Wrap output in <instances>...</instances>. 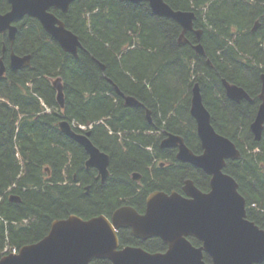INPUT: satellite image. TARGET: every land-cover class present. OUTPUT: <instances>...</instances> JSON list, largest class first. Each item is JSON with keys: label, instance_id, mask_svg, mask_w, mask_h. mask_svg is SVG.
Here are the masks:
<instances>
[{"label": "trees", "instance_id": "trees-1", "mask_svg": "<svg viewBox=\"0 0 264 264\" xmlns=\"http://www.w3.org/2000/svg\"><path fill=\"white\" fill-rule=\"evenodd\" d=\"M164 1L175 11L195 12L204 55L191 46L197 44L192 33L190 44L180 45V25L157 17L145 2L77 0L65 14L53 10L79 37L83 48L77 57L29 16L16 23L14 44L7 33L0 34L6 67L0 77V256L5 249L38 243L54 221L71 215L88 220L110 218L123 205L141 209L150 192H181L187 180L208 192L209 176L177 161L176 150L161 148V141L174 134L201 154L190 113L196 83L212 126L241 153L227 161L224 173L238 183L247 218L264 230V131L255 141L250 128L261 103L264 27L251 31L257 21L264 25V0ZM9 10L8 1L0 0V13ZM11 52L31 56L30 66L13 70ZM57 78L64 87V108L52 85ZM224 80L244 88L252 100H230ZM116 88L143 106H125ZM63 120L75 123L79 132L78 126H93L92 142L110 156L105 183L95 169L86 168L85 150L59 129ZM163 160L171 164L160 167ZM136 172L143 175L144 189L132 178ZM119 239L122 248L167 249L158 238L142 242L130 231H121ZM205 261L211 264L208 255Z\"/></svg>", "mask_w": 264, "mask_h": 264}, {"label": "water", "instance_id": "water-1", "mask_svg": "<svg viewBox=\"0 0 264 264\" xmlns=\"http://www.w3.org/2000/svg\"><path fill=\"white\" fill-rule=\"evenodd\" d=\"M10 11L0 14V34L7 33L14 44L17 27L14 23L26 16L37 19L46 33L58 42L64 52L75 57L83 48L79 37L66 28L65 23L51 12L59 9L67 13L70 5L77 0H7ZM130 3H148L153 14L169 18L182 28L180 45L189 44L187 33H194L198 44L194 50L204 55L200 43L202 30H195L197 16L192 11H174L164 0H124ZM260 22L255 25L256 29ZM31 56L10 54L13 70L30 66ZM0 76L5 66L0 60ZM259 105L251 132L255 141H261L264 131V75ZM57 101L64 108V87L62 79L53 81ZM227 97L235 102L250 101L248 93L236 85L224 81ZM117 92L127 107H141L134 97ZM190 113L196 122L197 135L203 153L196 155L184 139L174 134L162 141V148H177V159L201 169L210 177V190H199L192 180H187L183 194L156 192L147 199L145 214H139L132 207L117 209L111 219L105 216L83 220L72 215L52 224L49 234L35 244L24 246L18 254H9L0 264H92L93 260H108L111 264H262L264 263V230L247 218V202L239 192L236 180L224 173L228 160L241 157L236 145L218 134L211 122V114L203 103L201 87L196 83L192 90ZM148 118L150 112L148 111ZM67 137L78 143L87 153L86 167L95 168L103 181L109 176L110 158L90 140V132L79 134L67 121L59 124ZM139 179V174L134 175ZM11 201L19 202L17 197ZM130 228L133 236L147 241L159 238L167 250L149 253L139 247L120 248L117 231ZM190 238L201 243L193 245Z\"/></svg>", "mask_w": 264, "mask_h": 264}, {"label": "flooded vegetation", "instance_id": "flooded-vegetation-1", "mask_svg": "<svg viewBox=\"0 0 264 264\" xmlns=\"http://www.w3.org/2000/svg\"><path fill=\"white\" fill-rule=\"evenodd\" d=\"M71 6V5H70ZM53 10H56V11H60L61 13H63V14H65L64 12H62L61 10H59V9H51V12L53 13V14H55L54 12H53ZM10 11V10H9ZM8 11V12H9ZM69 11V10H68ZM7 13V12H6ZM1 14V13H0ZM3 14H5V13H3ZM56 15V14H55ZM57 16V15H56ZM58 17V16H57ZM59 18V17H58ZM60 19V18H59ZM21 20V19H20ZM19 22V20H17L15 23H14V25L16 26V23H18ZM256 25V24H255ZM255 25H254V27H253V29H252V33H257L262 27H264V25L260 22V26H258L256 29H254L255 28ZM17 27V26H16ZM18 29V28H17ZM196 30H200V29H196ZM181 33H182V31H181ZM181 33H180V35H181ZM189 34L190 33H187L186 34V38L188 39V41H189V44H190V40H189V38H188V36H189ZM193 35H194V37H195V40H196V43L198 44L199 42H198V40H197V37H196V35L194 34V33H192ZM8 35V34H7ZM180 35H179V38H180ZM202 36H203V34H202ZM202 36H201V40H202ZM179 38H178V42H179ZM188 45V44H187ZM196 45V44H195ZM193 43L191 44V46L192 47H194L195 46ZM12 53V52H11ZM148 119H150L151 120V117H149ZM166 138V137H165ZM94 144V143H93ZM162 148V147H161ZM100 149V148H99ZM162 149H174V150H176V160L177 161H179L178 159H177V153H178V149L177 148H162ZM166 161L167 160H163V161H160L158 164H159V166L160 167H166V165H168V164H171V162H167L166 163ZM109 166H110V164H109ZM91 169H95V168H91ZM96 170V169H95ZM97 171V170H96ZM108 171H109V167H108ZM98 172V171H97ZM136 173H138V172H136ZM134 174V173H133ZM140 174V173H139ZM111 176V173H110V171H109V176L107 177V179L109 178ZM98 177L101 179V181H102V183H105L106 181H107V179L105 180V181H103L102 180V178L99 176V173H98ZM143 175L142 174H140V177H139V179H136V180H134V181H136V182H139V186H140V189H144V186H145V183H143ZM184 185H185V183H184ZM184 185H183V187H184ZM183 187H182V189H181V192H177V193H179V194H183ZM139 189V190H140ZM87 190H88V188H87ZM156 192H165V191H152V192H150L149 193V195L148 196H146V198H145V201H144V203L142 202V205H141V209H138L137 207H133V206H130V205H123V206H129V207H132L136 212H138L139 214H145V212H146V209H147V199L149 198V196L150 195H152V194H154V193H156ZM172 192H175V191H171V192H165V193H167V194H171ZM123 206H121V207H123ZM144 208V209H143ZM130 231L131 232V229L130 228H121L120 230H118V236H119V234H120V232L121 231ZM131 234H132V232H131ZM133 235V234H132ZM137 239V238H136ZM153 239V238H152ZM159 239V238H158ZM137 240H139V241H142V242H148L149 240H151V239H148L147 241H143V240H140V239H137Z\"/></svg>", "mask_w": 264, "mask_h": 264}, {"label": "bare ground", "instance_id": "bare-ground-1", "mask_svg": "<svg viewBox=\"0 0 264 264\" xmlns=\"http://www.w3.org/2000/svg\"><path fill=\"white\" fill-rule=\"evenodd\" d=\"M148 118V117H147ZM19 156V155H18Z\"/></svg>", "mask_w": 264, "mask_h": 264}]
</instances>
